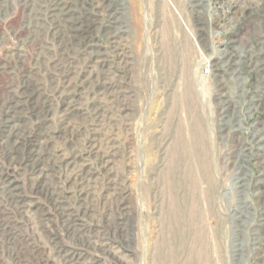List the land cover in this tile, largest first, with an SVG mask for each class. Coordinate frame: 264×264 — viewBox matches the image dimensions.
Listing matches in <instances>:
<instances>
[{
  "label": "rangeland",
  "instance_id": "obj_1",
  "mask_svg": "<svg viewBox=\"0 0 264 264\" xmlns=\"http://www.w3.org/2000/svg\"><path fill=\"white\" fill-rule=\"evenodd\" d=\"M0 264H264V0H0Z\"/></svg>",
  "mask_w": 264,
  "mask_h": 264
}]
</instances>
